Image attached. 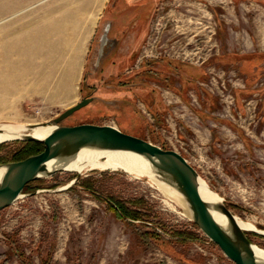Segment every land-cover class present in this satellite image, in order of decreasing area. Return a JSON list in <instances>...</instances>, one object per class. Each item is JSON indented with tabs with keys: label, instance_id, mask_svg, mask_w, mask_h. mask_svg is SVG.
<instances>
[{
	"label": "rangeland",
	"instance_id": "374dc122",
	"mask_svg": "<svg viewBox=\"0 0 264 264\" xmlns=\"http://www.w3.org/2000/svg\"><path fill=\"white\" fill-rule=\"evenodd\" d=\"M107 18L117 46L101 39ZM6 52L0 127L51 124L90 85L97 100L117 88L119 110L94 101L60 125H113L177 152L264 231V0H0ZM24 145L0 143V157ZM75 175L38 179L0 212V264H234L148 179L84 170L61 190ZM246 235L264 250V234Z\"/></svg>",
	"mask_w": 264,
	"mask_h": 264
},
{
	"label": "water",
	"instance_id": "95a60500",
	"mask_svg": "<svg viewBox=\"0 0 264 264\" xmlns=\"http://www.w3.org/2000/svg\"><path fill=\"white\" fill-rule=\"evenodd\" d=\"M92 101L93 98H83L59 114L51 124H40L41 127H54L44 140L34 138L28 131L39 124L27 126V131L15 139L25 143L42 144L43 151L19 162L0 165V170L3 171L0 178V212L21 197L28 184L56 173L74 174L75 172L67 171L66 168L82 149L127 152L146 160L161 181L182 197L194 225L209 241L217 245L227 259L234 264H264V261L256 258L254 254L252 243L246 235L248 231L241 230L235 216L222 204L221 199L219 203L210 204L200 197L198 173L180 154L125 134L111 125H60ZM49 162L54 163L51 169L47 167ZM75 174L70 183L61 190L67 189L80 178L81 173ZM212 211L225 217L226 228L214 220ZM251 232L258 233L255 230Z\"/></svg>",
	"mask_w": 264,
	"mask_h": 264
},
{
	"label": "bare ground",
	"instance_id": "6f19581e",
	"mask_svg": "<svg viewBox=\"0 0 264 264\" xmlns=\"http://www.w3.org/2000/svg\"><path fill=\"white\" fill-rule=\"evenodd\" d=\"M67 42L68 40L65 39ZM64 40V43L66 41ZM10 55L12 56V52L3 53L0 57L1 61L4 62L0 63V75H9L12 71V60L9 59ZM3 57V58H2ZM12 58V57H11ZM3 63L9 69L3 67ZM56 63V60H55ZM17 64V63H16ZM18 66V65H17ZM12 75V73H11ZM10 75V76H11ZM17 83V80H14V84ZM7 89L9 93L14 91L12 89V79L11 82H6ZM15 86V85H14ZM1 90V89H0ZM36 124H33L34 126ZM30 125H6L0 127V143L13 141L18 139L24 134L27 130L26 127ZM54 130L53 126L48 127H41L39 124L38 126H34V129L28 130L30 135L34 138L39 140H44L48 134ZM48 169L54 167L53 162H49L47 164ZM67 171H73L75 173H82L84 170L87 172L91 171H122L125 172L134 178H146L148 179L157 189H159L168 199V205L170 203H174L180 208L184 209L186 217L190 218V212L187 208L182 197L168 184L161 181V179L155 174L152 170L150 164L144 160L142 157L127 153V152H118V151H104V150H89V149H82L76 159L71 162V164L66 168ZM3 171L0 170V178L2 176ZM199 194L200 197L207 203L216 204L220 202V198L216 196L210 189L199 179ZM20 198V197H19ZM18 198V199H19ZM167 201V200H166ZM174 208V207H173ZM212 216L214 220L222 227H227V221L225 217L216 212L212 211ZM236 222L238 223L239 227L243 231H257L259 234H264V231H259L254 228L252 224L244 222L238 218H236ZM252 249L256 258L264 261V250L259 249L256 245L252 244Z\"/></svg>",
	"mask_w": 264,
	"mask_h": 264
},
{
	"label": "flooded vegetation",
	"instance_id": "af4514ba",
	"mask_svg": "<svg viewBox=\"0 0 264 264\" xmlns=\"http://www.w3.org/2000/svg\"><path fill=\"white\" fill-rule=\"evenodd\" d=\"M114 27H116L115 26V24H113V23H111V21L110 20H108V18H107V20H106V24L103 26V28H104V34H102L101 35V39H102V41L104 42V43H106V44H108L109 45V47L110 46H117V37L116 36H118V35H120L121 34V31H117V35L115 34L114 36H113V34H111V31H112V29L114 28ZM132 26H130L129 27V30H130V28H131ZM128 30V31H129ZM128 31H127V33H128ZM123 32H124V30H123ZM120 33V34H119ZM126 33V34H127ZM106 35V36H105ZM131 35V34H130ZM127 36H128V34H127ZM106 37V38H105ZM131 37L133 38V40H132V49H134L135 48V45H134V43H135V40H136V36H135V34H133V35H131ZM142 44V46L140 45L139 46V48L141 49L142 47H143V42L141 43ZM113 51H111L110 53H108V56L112 53ZM131 52V51H130ZM130 52H129V54H130ZM138 53H140L139 51H137ZM133 53H135V51L133 50L132 52H131V54H130V57H131V55H133ZM129 57V58H130ZM140 65V63H138V65L137 66H135V68H138V66ZM91 79H93V78H91ZM90 88L93 90V92H94V94H92V95H87L85 98H93V101L92 102H94V101H96V102H99L100 103V105H102V106H104V107H107V108H109V109H112V110H119L121 107H120V105H121V101L124 99L123 98V96H121V94H122V90H117V88H114V87H112L111 88V90L109 89L107 92H105V94L106 95H112V98H104V97H100V98H98V100L96 99V94H98V87H96V86H92V85H90ZM121 93V94H120ZM91 102V103H92ZM120 104V105H119Z\"/></svg>",
	"mask_w": 264,
	"mask_h": 264
},
{
	"label": "trees",
	"instance_id": "16d2710c",
	"mask_svg": "<svg viewBox=\"0 0 264 264\" xmlns=\"http://www.w3.org/2000/svg\"><path fill=\"white\" fill-rule=\"evenodd\" d=\"M121 131V130H120ZM43 151V145L34 142L25 143V145L20 148L19 150L15 151L12 155L1 156L0 157V164H7L12 162H19L22 161L32 155H36ZM29 187V184L24 188V190ZM128 202L118 201V200H110L111 207L120 212L121 215L125 216L126 218L136 220L137 214L135 215L134 212H131L130 208L127 206Z\"/></svg>",
	"mask_w": 264,
	"mask_h": 264
},
{
	"label": "built area",
	"instance_id": "2783aa9c",
	"mask_svg": "<svg viewBox=\"0 0 264 264\" xmlns=\"http://www.w3.org/2000/svg\"><path fill=\"white\" fill-rule=\"evenodd\" d=\"M111 126H113V125H111Z\"/></svg>",
	"mask_w": 264,
	"mask_h": 264
}]
</instances>
